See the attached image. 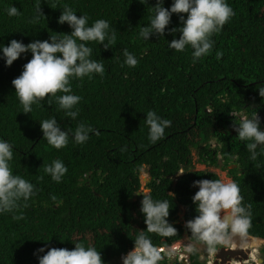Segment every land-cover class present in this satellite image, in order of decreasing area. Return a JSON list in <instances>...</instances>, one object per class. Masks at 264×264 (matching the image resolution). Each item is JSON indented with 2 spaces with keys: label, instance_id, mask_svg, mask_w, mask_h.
Wrapping results in <instances>:
<instances>
[{
  "label": "trees",
  "instance_id": "trees-1",
  "mask_svg": "<svg viewBox=\"0 0 264 264\" xmlns=\"http://www.w3.org/2000/svg\"><path fill=\"white\" fill-rule=\"evenodd\" d=\"M141 2L0 0V44L5 46L13 39L27 45L70 34L67 24L58 23L65 6L87 15L90 25L107 20L117 36L107 50L89 43L92 59L102 60L105 72L72 81L73 94L82 97L75 120L59 109L55 99L49 105L47 98L33 105L31 114H24L12 81L21 75L31 53L11 67L0 59V139L14 146L13 173L37 189L26 206L22 202L17 211L0 215V264H38L34 255L38 249L72 250L76 243L96 247L104 264H122L136 235L146 231L140 211L144 195L170 202L168 219L177 229V235L166 239L149 234L153 243L162 247L164 239L169 245L182 241L186 222L198 215L192 200L198 191L194 183L220 179L214 172L195 170L194 150L209 167L237 166L229 175L239 185L243 203L251 205L247 235L264 243V155L253 161L246 142L234 130L241 119L255 113L264 130V97L259 95L264 87V0H227L235 14L214 35L211 55L199 60L190 46L177 52L168 45L179 38V32L169 34L182 27L178 15H173L164 37L141 39L139 32L150 23L154 15L150 7L156 0ZM171 5L172 0H164V7ZM11 6L21 15L8 16L6 9ZM37 7L44 17L33 23ZM124 50L137 57L134 68L124 63ZM217 52L222 53L220 59ZM149 111L172 121L155 144L148 139ZM52 117L70 137L67 147L59 150L43 139L39 124ZM82 122L94 132L86 143L77 144L74 133ZM56 159L68 168L61 183L44 171ZM145 170L149 192L139 195ZM181 208H186L185 221L179 217ZM261 243L252 249L250 262L259 260ZM262 253L260 264H264V249ZM160 264H169V259ZM190 264L207 263L198 253L191 254Z\"/></svg>",
  "mask_w": 264,
  "mask_h": 264
},
{
  "label": "clouds",
  "instance_id": "clouds-1",
  "mask_svg": "<svg viewBox=\"0 0 264 264\" xmlns=\"http://www.w3.org/2000/svg\"><path fill=\"white\" fill-rule=\"evenodd\" d=\"M141 3L148 4V0ZM150 8L154 15L150 23L142 27L139 37L143 40L153 36L164 37L173 15H178L182 27L172 29L169 34L179 32L180 35L168 45L177 52H183L190 46L195 60L211 55L214 35L221 32L235 14L227 0H172L170 9L164 7V0H156V4ZM6 12L10 17L21 15L14 6L6 9ZM41 17H44L41 7H37L33 23ZM58 23L67 24L71 33L63 34L62 37L57 34L50 36L49 40H36L27 45L13 39L7 46L0 44V59L4 60L7 67H11L23 54L31 53L32 58L24 65L21 75L12 81L24 114H31L33 105H40L47 98L49 105L55 99L59 109L75 120L80 114L77 106L82 97L73 94L72 81L83 80L84 77L91 79L94 74L102 76L105 72L103 61L92 59L93 48L88 45L99 43L107 50L116 43L117 36L107 20L98 19L90 25L87 15H78L70 6L63 8ZM123 55L127 66L134 68L139 63L133 53L124 50ZM221 56L222 53H216L217 59ZM259 95L264 97V87L260 88ZM39 124L43 139L49 145L57 150L67 147L69 133L62 130L55 117L44 119ZM146 124L149 127L148 139L155 144L164 138L172 121L162 118L155 111H149ZM234 130L238 139L246 142V149L253 161L264 155V130L257 113L241 119ZM93 132L92 127L82 122L75 130L74 141L84 144ZM13 155V144L0 139V215L17 211L22 202L26 206L37 193L33 183L13 173ZM44 171L54 182L61 183L68 168L62 160L56 159ZM193 187L198 188L192 198L198 215L185 224L191 237L184 245V251L198 254L206 250L207 254H212L207 260L213 259L214 264V253L219 246L228 245L234 237L247 235L252 221L251 205L243 203L240 187L232 179L199 180ZM52 199L55 201V196ZM171 210L168 200L143 196L140 211L145 218L146 231H139L136 235L133 249L121 258L122 264H160L166 257H174V251L169 248L172 245L157 247L149 235L156 234L165 239L177 235L176 227L168 219ZM74 245L72 250L40 248L34 255H37L38 264H104L101 251L96 247L81 243Z\"/></svg>",
  "mask_w": 264,
  "mask_h": 264
},
{
  "label": "water",
  "instance_id": "water-1",
  "mask_svg": "<svg viewBox=\"0 0 264 264\" xmlns=\"http://www.w3.org/2000/svg\"><path fill=\"white\" fill-rule=\"evenodd\" d=\"M236 168L237 166H233ZM182 175H177L174 180H177ZM146 192H140L139 195L145 194ZM131 202H134V200H131ZM182 214V218L185 221L186 220V208H182L180 210L179 215ZM185 229V235L189 236V230ZM256 239L252 236L246 235V236H237L233 238L232 241V247L230 249H218L216 253H214L215 262L214 264H247L252 260V254L253 251L250 249V246L252 245V241ZM169 243L167 241L162 242L163 247H167ZM207 257L210 256V254H207ZM176 264H186V261L184 262H177Z\"/></svg>",
  "mask_w": 264,
  "mask_h": 264
},
{
  "label": "rangeland",
  "instance_id": "rangeland-1",
  "mask_svg": "<svg viewBox=\"0 0 264 264\" xmlns=\"http://www.w3.org/2000/svg\"><path fill=\"white\" fill-rule=\"evenodd\" d=\"M213 144V147H217V144L215 142H212ZM194 162H195V170L196 171H211V172H214L216 174H218L220 176V178H228V179H232L229 175L230 173V170L231 169H235L233 166L228 168L227 170H223L221 167H209L207 166L206 164H202L200 162V157L198 155V152L196 150H194ZM223 163V161H221ZM221 163V164H222ZM184 174V171H182L179 175H183ZM142 184H143V191L148 193L149 191L146 189V186L147 184L149 183L150 181V177H149V174L147 172V170H145L143 173H142ZM233 180V179H232ZM182 214L179 215V217L181 218V220L183 221V218H182ZM189 236H186L182 241L172 245L171 248L175 255L174 257L172 258H176V257H181L182 255L184 256H188V253H186L184 251V245L187 244V242L189 241ZM260 243L259 240L257 239H254L252 241V245L251 246H257L258 244ZM250 246V247H251ZM178 248V249H177ZM264 249V243H261V246L259 247V260L257 261V263H261L262 261V257H263V253H262V250ZM199 254H201V258L202 260H206L207 258L205 256H203V252H199ZM256 255V254H255ZM172 258H168L170 260V262H172ZM209 260H206V263L208 262ZM252 263V262H251ZM208 264V263H207ZM213 264V263H212Z\"/></svg>",
  "mask_w": 264,
  "mask_h": 264
},
{
  "label": "flooded vegetation",
  "instance_id": "flooded-vegetation-1",
  "mask_svg": "<svg viewBox=\"0 0 264 264\" xmlns=\"http://www.w3.org/2000/svg\"><path fill=\"white\" fill-rule=\"evenodd\" d=\"M232 247V242L231 243H229L228 245H222L221 247H219L218 249H222V248H225V249H230ZM217 249V250H218ZM250 249L252 250V248L250 247ZM253 251V250H252ZM263 251V250H262ZM202 252H203V256H205L207 259L212 255V254H210V256L209 257H207V255H206V250H202ZM186 258H187V261L186 262H188L189 264H190V258H191V254H188V256L186 255ZM180 259V257H176V258H172V262H175V264L178 262V260ZM206 259V260H207ZM262 259H263V257H262ZM201 260H202V258H201ZM202 261H204V260H202ZM214 262H215V259H214ZM169 264H172L171 262H170V260H169Z\"/></svg>",
  "mask_w": 264,
  "mask_h": 264
},
{
  "label": "built area",
  "instance_id": "built-area-1",
  "mask_svg": "<svg viewBox=\"0 0 264 264\" xmlns=\"http://www.w3.org/2000/svg\"><path fill=\"white\" fill-rule=\"evenodd\" d=\"M180 262H184V261H187V258L186 256L184 257L183 255L180 257L179 259ZM172 264H175V262H171ZM213 263V259L212 261H209L208 264H212ZM186 264H189L188 262H186Z\"/></svg>",
  "mask_w": 264,
  "mask_h": 264
},
{
  "label": "bare ground",
  "instance_id": "bare-ground-1",
  "mask_svg": "<svg viewBox=\"0 0 264 264\" xmlns=\"http://www.w3.org/2000/svg\"><path fill=\"white\" fill-rule=\"evenodd\" d=\"M259 241H260V240H259ZM260 243H261V241H260ZM260 243H259V244H260ZM259 244H258V245H259ZM258 245H257V246H258ZM257 246H251V248L253 249V248L257 247ZM177 249H178V248H177ZM252 263H253V262H252ZM250 264H251V262H250Z\"/></svg>",
  "mask_w": 264,
  "mask_h": 264
}]
</instances>
